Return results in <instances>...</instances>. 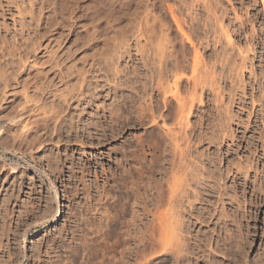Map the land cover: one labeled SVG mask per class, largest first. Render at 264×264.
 I'll return each mask as SVG.
<instances>
[{
	"label": "rangeland",
	"instance_id": "374dc122",
	"mask_svg": "<svg viewBox=\"0 0 264 264\" xmlns=\"http://www.w3.org/2000/svg\"><path fill=\"white\" fill-rule=\"evenodd\" d=\"M148 1L0 0V264H264V0H191L186 29L213 81L188 125L168 119L188 144L173 209L186 250L156 253L151 219L169 175L148 165L171 145L144 98H127L145 72L131 22ZM179 1L155 13L182 42L168 8ZM138 178L139 218L121 209Z\"/></svg>",
	"mask_w": 264,
	"mask_h": 264
},
{
	"label": "bare ground",
	"instance_id": "6f19581e",
	"mask_svg": "<svg viewBox=\"0 0 264 264\" xmlns=\"http://www.w3.org/2000/svg\"><path fill=\"white\" fill-rule=\"evenodd\" d=\"M151 1L152 2L148 1V3L144 2L145 7L144 6L143 7L145 9L140 5L144 9V11H143L144 15H142V13H141L142 16H140V18L138 17L139 19L137 18V21H135V19H133L131 22V24L133 26L131 31L134 30L139 34V35H137L136 32H135V34L133 33V35H136L135 41L137 42L136 44L139 48L138 51L140 52L141 59H142V62H143L144 68H145V72H144L143 78L138 80L136 82V85L134 86V88H136V89H134V90H136V93H134L133 96H131V95L127 96V98L130 100V102H132L134 100L136 95H139L138 96L139 98H144V103H145L144 107L145 108L143 107L141 109V112L147 111L151 122L154 124H158L160 122V120H162V122H163L162 127H164V129L166 130V131L165 130L162 131L163 136L169 140L168 143L170 142L169 144L171 145V149H169L171 151L169 154L167 153V155L166 154L164 155L163 153L160 152L158 154V162H156L154 159H152L150 165H148L149 166L148 170H151V172H153V173L157 171L156 168H157V166L159 167V165H160L161 168L158 169L159 172L162 175L163 174L166 176H167V174L169 175V176H167L166 179L163 177L164 181L161 183L159 182L160 186L157 185V186H159V188L157 189V195L158 196H157V199L154 203V208H156V211L154 210L155 213L153 212V217L151 219V224H152L151 229L152 230L151 229L150 230L152 231L151 232L152 234L149 233V236L150 237L153 236L152 238L155 240V242L158 246L154 250L156 253L157 251L158 252L159 251H167L170 249H173V250L176 249L177 250V248L179 250V248L186 246V241L184 242V238H182L183 236H181L184 233L180 234V233H182V232H180L181 231L180 230V227H181L180 224L182 222L179 223L180 221H178L177 218H175V216H174L175 211L173 209L175 207L174 202L178 197L177 195L180 194V191H181V193H183V191H184V190L182 191L181 190L182 187L179 188L178 185H181L182 182L186 181L187 180L186 176L189 175V173L187 175V172H188L187 170H189V165L188 166L186 165V162H187L186 159L188 157L187 158L185 157L186 152H188L185 150V149H188L187 148L188 144H185L186 148L184 146L183 147L181 146V144H180L181 142H179L181 140H179V138H178L179 135L177 134V128L176 127L179 128V127H183V126H186L189 124V117L193 113L194 109L196 108V103H195L196 100L198 99V100L202 101V97H203L204 93H206L205 92V82L208 78L211 79V77H209L210 75L208 74L211 72H208L209 69H207L206 64H204V69L203 68L200 69V67L202 65L201 61L202 62H204V61L202 59H200L201 58L200 51H199V48L197 49L196 44H195V41H196L195 38L196 37L191 36L187 32V29H186V27L188 28L187 23H189L190 21H191L192 25L195 23V22L193 23V20H195L194 19L195 16H192L191 10L195 6L193 4H196V3L195 2L193 3V1L190 0L191 4L193 5V6H191V4H190V2H188V0H180L179 6L176 5V7H173V5L168 4V8H169V11L171 13L172 19L174 20L175 24L177 25L178 30L182 34V37L184 39H186L185 42H188L192 46V48H194L193 49L194 53H193L192 58L188 59L186 56L187 54H185L183 52L184 50L178 49L176 51V49H175L178 44L182 45L181 47H184V45H185L184 39H182V42H181L180 39H178L179 40L178 41L176 37H172V35L170 33L168 34V31L171 30V26L167 25L163 20L164 18L162 19V17H160V15H156L158 10H160V6H161L160 4L165 0H151ZM195 1L199 2L200 0H195ZM201 1L202 2H199L200 4L197 2V5L198 4L202 5L201 7H203V8H204V6H205V8H207V6L210 5V4H208L209 2L208 3L206 2V0L204 3H203L204 0H201ZM208 1H210V0H208ZM199 5H198V7H199ZM207 9L209 10V8H207ZM135 13H137V12H135ZM190 29H191V27H190ZM165 30L167 33L166 32L163 33ZM138 36L140 37V39ZM199 38H197V40H198L197 42L200 45H202L203 39L202 38L199 39ZM197 46H198V44H197ZM184 48H186V47H184ZM190 61H191V63H190ZM189 64L191 65V74L190 75L185 73V70ZM205 66H206V68H205ZM187 85H188V88H187ZM189 88L191 91L189 90ZM199 90H200V92H199ZM198 92L200 94H198ZM201 103L203 104V102H201ZM162 105L167 109V111H169V113L167 114V115L170 114L169 117L165 116V114H163V113H160L161 112L160 109H161ZM117 108H115L113 112H114V114L118 115V112L115 113ZM112 115H113V113H112ZM171 115L173 117H175V118H172V117L171 118H172V120H174V125L176 127H173L174 126L173 124L171 125L172 127L169 126V124H168V122H169L168 119L170 118ZM144 116H147V115L145 114ZM172 123H173V121H172ZM169 150H168V152H169ZM163 155H164V158H163ZM169 156H170V158H168ZM162 158L164 159L165 163H166V160L169 163L168 168L165 166ZM161 161H162V163H161ZM138 164H139V165H137L138 167H135L138 170V171L137 170L136 171L139 172L140 174H142L144 166L140 162H138ZM132 167H133V165H132ZM132 167L130 166V168L127 169V173L130 174L129 175L130 179H132V175H131L132 174ZM164 169H166V170H164ZM185 169H187L186 170L187 172L185 171ZM162 171L164 173H162ZM191 171H192V169H191ZM185 172H186V174H185L186 180H184V177H183ZM123 173H121V174L123 175ZM125 175L127 176L126 173H125ZM127 177H124V178H127ZM142 178H138L139 180L137 179V181H139V182H137L138 188H135L134 185L129 184L131 190L125 191V193L127 192V194L129 195L130 199L132 197L134 198L133 201L131 200L133 202V203L131 202L132 205L130 204V202L127 199L128 202H126L124 204L125 208H121V209L127 211V213H128V211L131 207L132 211H133V216H136L138 218L140 215L138 212L140 209H142V207L140 206L141 205L140 204V198H141L142 192L140 193L138 190L139 188L141 189L140 179L142 180ZM180 179H182V181ZM132 181H131V183H132ZM180 182H181V184H180ZM127 183H128V181H127ZM130 188H128V189H130ZM183 188H184V185H183ZM185 188H186V186H185ZM128 195H126V196H128ZM98 204H99V206H101V203H98ZM98 204H97V206H98ZM165 205H167L169 207L166 210L163 209L164 211L161 210V208H166V207H164ZM103 206H102V208H104ZM179 207H180V204H179ZM106 208L108 210L110 207L109 208L106 207ZM132 211H130L131 214H132ZM106 212H108V211H106ZM58 215H59V208L54 211V213L52 214V218L55 220ZM179 215L180 214H178V216ZM133 216L131 215V217H133ZM178 216L176 214V217H178ZM108 217H109V215H108ZM110 219H107V221L109 220L107 223V225L109 226L108 233L106 232L108 235L112 233L110 230V229H112V221ZM136 219L137 218L133 219L134 222ZM100 233H97V234L101 236ZM125 234L127 235V233H125ZM129 234L131 235V233H129ZM127 236H129V235H127ZM108 239H110V238H108ZM124 239L126 242H128L130 238H124ZM55 241H57V240H55ZM60 243L64 244L63 241ZM95 243H99L97 239L95 240ZM54 244H55V242H54ZM88 244H87V246H90ZM52 247L55 248L56 246L55 247L52 246ZM80 248H81V246H80ZM127 248H129V247H127ZM127 248H126V250H127ZM183 248H181L179 250V252ZM185 248L183 249V251L186 250ZM55 249H53V250H55ZM83 249H85V247ZM143 249H142V251H143ZM58 250H60V249H58ZM183 251H181V252H183ZM139 256L140 255H138V257ZM145 256H144V258H145ZM140 257H142V255ZM49 258H50V255H49ZM49 260H51V259H49ZM145 260H147V259H145ZM48 262H50V261H48ZM53 262L54 261L52 260V262H50V263H53ZM47 263H45V264H47ZM138 263L142 264V261H141V263L138 261ZM147 263L148 262H145V264H147Z\"/></svg>",
	"mask_w": 264,
	"mask_h": 264
}]
</instances>
